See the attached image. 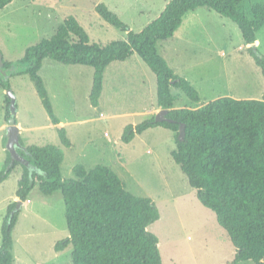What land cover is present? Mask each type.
Here are the masks:
<instances>
[{"label": "rangeland", "instance_id": "rangeland-1", "mask_svg": "<svg viewBox=\"0 0 264 264\" xmlns=\"http://www.w3.org/2000/svg\"><path fill=\"white\" fill-rule=\"evenodd\" d=\"M167 1L14 0L0 11V48L4 60L17 61L29 47L52 37L71 15L86 29L91 42L107 44L125 39L126 32L99 16L97 4L105 3L132 30L139 31ZM258 2L264 0H245L241 9L251 18L252 6ZM257 35V48L264 54V28ZM248 47L230 19L207 7L188 13L172 38L157 43L174 73L186 78L200 94V101L195 103L181 89L172 88L177 96L175 108H195L221 96L261 99L263 75ZM93 73L92 67L51 60H45L40 70L60 126L65 127L72 142L70 147L61 143L29 77H11L22 140L26 145L58 146L64 154V179L74 178L76 164L86 168L104 164L119 175L128 191L150 197L161 218L148 229L159 238L163 264H234L235 249L227 232L215 213L198 200L196 189L171 157L176 148L175 132L150 129L129 143L121 139L128 125L151 119L161 110L154 73L137 54L124 62L111 63L105 70L98 106H93L89 98ZM6 92L0 86V170L7 155L3 143L8 124ZM22 171L16 167L0 184V245L2 221L8 205L18 200L17 181ZM27 201L13 232V264H73L71 245L61 251L55 249L58 241L69 236L62 192L45 196L37 183Z\"/></svg>", "mask_w": 264, "mask_h": 264}, {"label": "trees", "instance_id": "trees-1", "mask_svg": "<svg viewBox=\"0 0 264 264\" xmlns=\"http://www.w3.org/2000/svg\"><path fill=\"white\" fill-rule=\"evenodd\" d=\"M14 0H0V11ZM245 0H169L161 12L139 31L132 30L105 3L95 6L107 23L126 32L125 39L107 44L91 42L86 29L76 17L68 16L55 34L29 47L23 58L3 61L0 86L11 89L10 78L27 75L34 84L42 105L56 126L61 143L71 146L65 127L54 112L49 92L40 74L45 60L65 65L92 67L90 102L98 106L106 68L137 54L157 80V104L169 109L173 122H157L155 116L136 125H128L122 141L131 142L148 129L162 127L175 132L176 148L171 157L196 189L198 200L212 210L227 232L235 249L234 264L253 261L264 264V94L261 99L218 97L195 108H175L181 89L193 102L200 101L198 90L184 77L176 75L157 43L172 38L188 13L207 7L230 19L239 28L243 41L264 78V54L255 42L264 28V2L252 6L251 18L241 9ZM11 117L7 98L5 119ZM185 125L184 140L178 139L179 127ZM7 137L3 143L6 147ZM18 152L38 171L17 161L6 160L0 170V184L22 168L16 197L23 202L35 185L45 195L61 191L69 236L55 244L61 251L73 247V264H163L159 238L148 228L161 218L150 197L136 196L109 166L97 164L73 167L74 178L64 179L63 151L54 144L26 145ZM17 201L10 203L1 225L0 264H13V232L20 210L12 215Z\"/></svg>", "mask_w": 264, "mask_h": 264}, {"label": "water", "instance_id": "water-1", "mask_svg": "<svg viewBox=\"0 0 264 264\" xmlns=\"http://www.w3.org/2000/svg\"><path fill=\"white\" fill-rule=\"evenodd\" d=\"M4 61V56L3 52L0 48V66L3 64ZM7 98L10 100V113L11 117L8 119V124L6 126V137H7V142H6V150L9 151L10 156H11V163H14L15 161L27 166L30 171L38 169L35 166H32L24 157L18 152V148H25L23 144L21 143V136H20V129L19 126L17 125L16 121V113H17V96L15 95L14 91L12 89H8L6 92ZM169 109H161L155 116V120L157 122H162V121H168V122H173V119L169 118L168 115ZM185 138V125L181 124L179 127V134H178V139L179 140H184ZM23 201L22 200H17V204L12 211V215L16 212L19 211L22 208Z\"/></svg>", "mask_w": 264, "mask_h": 264}, {"label": "crops", "instance_id": "crops-1", "mask_svg": "<svg viewBox=\"0 0 264 264\" xmlns=\"http://www.w3.org/2000/svg\"><path fill=\"white\" fill-rule=\"evenodd\" d=\"M260 32V31H259ZM258 32V33H259ZM257 33V34H258ZM255 45L256 46H258L259 47V45H260V39H259V36L257 35V40H256V42H255ZM247 46H249V45H247ZM141 59V58H140ZM234 59H236V58H234ZM143 61V60H142ZM232 60H229V61H227V62H231ZM227 62L225 63V64H227ZM107 69V68H106ZM153 73V72H152ZM156 77V76H155ZM263 82H264V78H263ZM156 83H157V80H156ZM103 90H104V86H103ZM103 90H102V92H103ZM102 94V93H101ZM263 94H264V90H263ZM233 98H235V97H233ZM210 102V101H209ZM208 103V102H207ZM19 125V127L21 128V129H23L22 128V126L20 125V124H18ZM7 126V125H6ZM158 128H162V127H156V128H151V129H158ZM148 130H150V129H148ZM148 130H146V131H148ZM145 131V132H146ZM144 133V132H143ZM25 143V142H24ZM105 143V142H104ZM71 146H72V142H71ZM5 160H6V158H5ZM5 160H4V162H5ZM4 164V163H3ZM17 201V200H16ZM27 203H28V201L26 200V201H24L23 202V205L22 206H25V205H27ZM16 261V259H15V256H14V262Z\"/></svg>", "mask_w": 264, "mask_h": 264}]
</instances>
